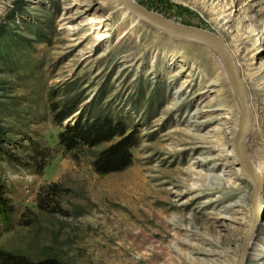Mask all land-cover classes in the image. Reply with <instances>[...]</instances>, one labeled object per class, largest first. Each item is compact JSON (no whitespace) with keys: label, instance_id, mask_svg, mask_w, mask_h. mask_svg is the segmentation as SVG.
<instances>
[{"label":"rangeland","instance_id":"rangeland-1","mask_svg":"<svg viewBox=\"0 0 264 264\" xmlns=\"http://www.w3.org/2000/svg\"><path fill=\"white\" fill-rule=\"evenodd\" d=\"M134 2L222 41L258 107V134L249 123L244 146L263 168L264 0ZM217 56L119 0H0V251L62 264H235L251 184L236 163L238 106ZM99 113L134 140L120 169L91 165L116 136L58 143L62 128ZM259 192L242 264H264V176Z\"/></svg>","mask_w":264,"mask_h":264},{"label":"trees","instance_id":"trees-1","mask_svg":"<svg viewBox=\"0 0 264 264\" xmlns=\"http://www.w3.org/2000/svg\"><path fill=\"white\" fill-rule=\"evenodd\" d=\"M72 107L62 112L58 119L65 117ZM124 129L119 121L111 120L106 114H97L90 119L77 120L69 126H65L57 133L58 143L65 149L76 148L81 145H94L102 141L116 138L99 149L94 155L91 165L95 171L107 172L120 169L130 162L129 147L133 144L129 134H123ZM50 186L47 189L49 192ZM4 206L0 200V209ZM0 264H62L53 256L30 258L25 254L0 251Z\"/></svg>","mask_w":264,"mask_h":264},{"label":"water","instance_id":"water-1","mask_svg":"<svg viewBox=\"0 0 264 264\" xmlns=\"http://www.w3.org/2000/svg\"><path fill=\"white\" fill-rule=\"evenodd\" d=\"M119 1L125 8H127L130 12H132L139 18L155 24L159 28L169 32L172 35L197 40L210 45L218 53L223 62L226 75L228 77L232 92L235 95L238 106V128L233 136V150L235 152L236 163L239 165V169L247 177L249 183L251 184V189L249 191V202L251 205L252 217L250 220L249 231L243 240L239 257L235 262V264H242L246 252L247 240L251 236L253 227L259 216V210L257 206V191L259 188L260 178L255 172L249 171L244 164L242 135L244 134L247 128V108L245 97L243 94L242 83L238 78L231 54L221 42V40L205 31L194 29L190 26L177 25L166 21L163 18L159 17L157 14L149 12L139 7L132 0Z\"/></svg>","mask_w":264,"mask_h":264},{"label":"bare ground","instance_id":"bare-ground-1","mask_svg":"<svg viewBox=\"0 0 264 264\" xmlns=\"http://www.w3.org/2000/svg\"><path fill=\"white\" fill-rule=\"evenodd\" d=\"M134 2V0H132ZM135 4H137L135 2ZM138 5V4H137ZM139 6V5H138ZM140 7V6H139ZM142 8V7H141ZM127 9V8H126ZM144 9V8H143ZM128 10V9H127ZM146 10V9H145ZM148 11V10H147ZM150 12V11H149ZM132 13V12H131ZM153 13V12H152ZM156 14V13H155ZM135 15V14H134ZM158 15V14H157ZM159 16V15H158ZM160 17V16H159ZM144 20V19H142ZM165 20V19H164ZM146 21V20H145ZM149 22V21H147ZM151 23V22H149ZM152 25L156 26L155 24L151 23ZM178 25V24H177ZM158 27V26H156ZM159 28V27H158ZM161 29V28H159ZM195 29V28H194ZM163 30V29H161ZM165 31V30H163ZM166 32V31H165ZM168 33V32H167ZM170 34V33H169ZM222 42V41H221ZM233 44V43H232ZM225 46V45H224ZM232 48L237 51V45L236 44H233ZM230 53V52H229ZM232 57V55H231ZM217 58L220 60V58L217 56ZM233 60V63H234V66L236 68V71H237V75H238V78L240 80V77H239V74H238V65L235 61L234 58H232ZM253 73L250 72V70L248 69H245L244 70V76L248 79V80H251ZM241 81V80H240ZM242 83V82H241ZM242 89H243V94H244V97L245 95H247V93L245 92V89H244V86L242 84ZM245 102H246V108H247V128H246V131L244 132V134L242 135V140H243V153H244V164H245V167L249 170V171H252V172H255L256 174H258L259 178H260V183H259V188H258V191H257V198H258V210L259 212H261V208L263 207V198H262V194L261 192H259L260 190V186H261V181H262V178L264 176V171H263V168H261V164L260 162H256V161H249V160H246V152H245V146H244V135L246 134L247 130H248V124L250 123L251 127H252V130H253V135H257L258 134V128L254 127V124H256L257 121V111H258V107H254L253 105L250 104V102H248L247 104V101H246V97H245ZM235 128L237 130L238 128V120L235 124ZM238 165V164H237ZM239 166V165H238ZM252 236H250L247 240V245H246V249H248V246L249 244H252L253 241H250ZM251 246V245H250ZM247 251V250H246ZM247 253V252H246Z\"/></svg>","mask_w":264,"mask_h":264}]
</instances>
